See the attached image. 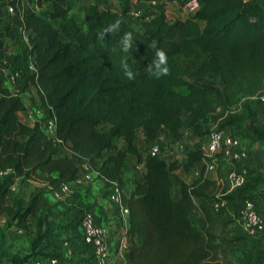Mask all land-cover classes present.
<instances>
[{
	"label": "trees",
	"instance_id": "obj_1",
	"mask_svg": "<svg viewBox=\"0 0 264 264\" xmlns=\"http://www.w3.org/2000/svg\"><path fill=\"white\" fill-rule=\"evenodd\" d=\"M138 1L149 5L142 31L126 13L108 9L109 0H92L89 6L84 0H37L46 11L17 7L1 25L0 51L15 38V27L30 31L27 58L33 59L36 73H25L18 91L0 83V170L10 172L0 178V217H6L0 224V253H6L13 226L27 229L32 219L40 231L51 224L55 205L47 195L75 182L82 167L89 166L98 173L101 198L117 186L129 208L125 236L131 264H233L221 253L218 233L231 221L223 220L224 210L217 212L213 202L229 201L238 216V202L249 198L218 196L216 181L204 170L192 183H180V196L174 198L172 174L188 172L205 159L203 147L189 151L184 163L153 156L151 148L163 131L181 143L185 115L200 140L216 127L246 128L248 138L264 142V124L255 123L257 110L250 99L264 90V0ZM174 3L181 8L195 3L198 9L194 17L169 21L168 7ZM76 12L83 13L84 25ZM116 19L119 31L99 40L98 31ZM127 31L136 42L125 53L119 41ZM157 48L167 53L170 69L159 79L146 69ZM122 60L135 73L134 80L124 75ZM32 87L38 107L56 118L55 136L40 123L30 126L18 117L27 110L23 94ZM179 87L187 93L177 91ZM139 134L144 149L138 145ZM130 158L144 167L142 179H126ZM19 178L36 183L25 207L7 203L10 186ZM195 206L205 222L202 227L192 219ZM117 227L121 229V221ZM251 239L264 241L239 237ZM75 256L38 249L9 262L31 264L35 259L43 264L57 258L77 264Z\"/></svg>",
	"mask_w": 264,
	"mask_h": 264
},
{
	"label": "rangeland",
	"instance_id": "obj_2",
	"mask_svg": "<svg viewBox=\"0 0 264 264\" xmlns=\"http://www.w3.org/2000/svg\"><path fill=\"white\" fill-rule=\"evenodd\" d=\"M116 0H109L107 7L108 9H114L116 8ZM84 4L86 6H89L92 4V0H84ZM140 9L141 14L138 19H131V24L134 26V28L138 31H142V26L141 22L144 19L145 13L149 9V5L147 4H141L133 8L134 9ZM130 8H126V14L128 17L130 16V12L132 11ZM78 17L80 18L82 24L84 25V15L81 12H76ZM195 15V9L194 7L189 4L188 6L181 8L178 4L174 3L169 5L168 11H167V18L169 21H173L175 19H184L188 17H194ZM57 25V23L55 24ZM204 26V24H202ZM7 47L9 51H12V53L15 54V61H13V65H21L22 67H25L28 63V58H27V49H26V44H24L22 38L20 37V33L15 35L14 39H9L7 40ZM4 53V52H3ZM4 56V54H2ZM5 56L2 57L0 60V64H3ZM10 62V61H9ZM12 63V62H10ZM9 63V64H10ZM34 88V87H32ZM35 89V88H34ZM32 90L29 92L30 94L32 93ZM180 93H187V89L184 87H179L176 89ZM36 92V90H35ZM26 95V100L28 105L31 106L33 110L37 109L39 106L37 97H34L31 95ZM33 100V101H32ZM33 102V104H31ZM253 105L257 110V116L255 118V123L258 125L264 124V104L253 100ZM31 110V113L33 112ZM35 119V118H34ZM33 118L31 121L34 120ZM216 127L211 128V132L215 130ZM101 131H106L107 126H101L100 127ZM184 132L186 135V145H183V149H181V145H176L175 142L173 141H167L162 145V150L161 153L162 155L167 154L168 152L172 153L169 155H174L173 157L175 158L176 161H186L187 157V152L190 148L197 149L198 147H205L206 143L208 141V137L200 140L198 139L193 133L191 132V127H190V118L188 115L184 116ZM228 133L232 134L233 136L237 137L243 144V146L247 147L249 150V159L245 163H243L247 169L250 172L249 176V182L248 184L242 189V193L246 195L249 199H252L253 201L258 204L259 209L263 210L264 209V159L258 160L254 159L253 155L251 154V148H249L251 142L253 141L252 139L248 138L247 136V131L246 128H240V129H231L227 130ZM121 145V143H120ZM138 145L140 146L141 149H144L145 145L143 143V138L139 134L138 136ZM187 146V147H186ZM66 152V151H65ZM253 162V164H252ZM242 164H239L241 166ZM183 173V172H182ZM185 173V172H184ZM139 175H141V170L137 168L136 161L134 158L129 159V169L126 173V179L129 181L133 178H138ZM182 175V174H181ZM181 175H177L175 173L172 174V179L174 181V184L176 187H178L182 181ZM36 183L34 182H29V183H23L21 178L16 179L14 181V188L10 189L7 195V203L13 206H18V207H25L28 199H29V194L32 189V187ZM93 183H86L84 185L75 187L73 189V192L67 195H63L60 198H56L54 196L49 195L52 203L55 205L54 207V212L52 216L53 222L51 224L45 225L42 230H38L35 222L32 221V219L29 220L28 223V228L27 229H21L17 226H13L11 229L8 230V245H7V250L6 253L2 254L0 253V264H11L9 262V258L14 256V255H19L21 257L32 254L34 252H37L39 250H44L47 253H57L60 250H62L65 244V242H68L70 245V248L74 251L76 254L77 264H83L84 263H89V259L87 256L86 260L81 259L83 257L82 253L80 254V249L78 248L79 245V236L78 232L76 229V221L78 220L79 217L83 214L85 210H95L97 206V200H99V196L96 198V201L94 200L93 202L89 203L87 206H81L80 203L76 201L68 202L70 197L74 194H76L77 189L79 188H84L91 189ZM175 187L173 189V197L176 198V192H175ZM100 194V197H102L101 192L98 193ZM239 205V204H238ZM241 205V204H240ZM240 205L235 207L236 210L239 212L240 210ZM97 212V211H96ZM192 219L194 223L198 227L204 226L205 222L203 221V218L200 217L199 212L197 211L196 206L194 207L193 213H192ZM6 220V217H0V224H4ZM103 218H100L99 216V222H102ZM236 228H232L234 234L231 236L232 238H235L239 235H244L242 229L239 226V223L237 221ZM74 230V233L71 231ZM72 233V234H71ZM223 235H226V232H222ZM230 233V232H229ZM229 233L227 236L223 239H226L229 237ZM117 235L119 237H117ZM116 237V242L117 238L118 241L120 242V237H122V234H117ZM228 239V238H227ZM252 241H256L255 244H248V243H243L240 245H235L234 248H230L228 246H225L222 250V253L224 256L228 259H231L232 261L235 259L236 264H258L264 262V246L260 239H251ZM227 240H224L223 245H225ZM261 241V242H260ZM34 247H37V250H34ZM117 252H115V257L116 261L121 254V252L117 247L115 248ZM125 251V250H124ZM128 251V250H127ZM231 252V253H230ZM232 255V258H229V255ZM82 255V256H81ZM31 264H36L37 261L35 259H32ZM90 264V263H89Z\"/></svg>",
	"mask_w": 264,
	"mask_h": 264
},
{
	"label": "built area",
	"instance_id": "obj_3",
	"mask_svg": "<svg viewBox=\"0 0 264 264\" xmlns=\"http://www.w3.org/2000/svg\"><path fill=\"white\" fill-rule=\"evenodd\" d=\"M36 1L37 0H0V27L8 18L10 19L15 15L17 7H21L23 10L32 9L36 12L46 11V8L39 7ZM140 14V9H134L130 12V18L138 19ZM19 33L29 53L31 33L23 28H19ZM0 52H4L3 54L8 61L0 64V83L5 86L11 84L13 90L18 91L21 87L20 83L23 81V75L25 73L31 75L36 73L35 63L30 56L25 67L21 65L14 66L13 61H15L16 57L12 51L8 50L7 43ZM250 99L264 104V90L250 97ZM30 117L31 119L35 118L33 120V125L38 122L47 134L55 136L57 124L54 116L47 117L43 109L37 107V109L31 113ZM164 133L165 131L159 134L158 142L151 148V154L153 156L161 154V144L166 142ZM181 149H183L182 146ZM203 150L205 159H212L216 163L223 162L231 167L226 178L220 180L222 184L228 187L230 192L240 190L248 184L250 172L243 163L248 161L250 157L249 150L247 147L243 146L242 142L237 137L228 133L227 130L219 131L215 129L209 135ZM239 164L242 165L239 166ZM9 173V171L0 170V178L8 176ZM97 178V172L92 170L89 166H83L75 182L61 184L57 189L52 191V195L56 198H60L63 195L72 193L75 187L86 183H96ZM13 184L10 186V189L14 188ZM101 201L108 205L112 212H116L117 214L115 216L112 214L111 219H108L107 222H99V216L96 210H85L76 221V229L80 238L78 247L81 253L90 259V264H114L116 262L115 252H117V250L115 248L117 244L120 251H127L129 248L128 238L125 234H122L123 236L120 237V242L118 238L116 242L114 236L116 237L122 230L126 231L129 224L128 219L130 211L129 208L123 204L121 192L117 186L107 198H101ZM229 204L230 202L224 199L215 200L213 202L217 212L228 209ZM236 220L244 234L251 238L264 239V210H260L255 201L252 199H243ZM118 221L122 223L121 229L117 227ZM71 232L74 233V230ZM64 246L65 247L61 250L63 256L72 258L74 251L70 248L69 243L65 242ZM43 264L67 263L53 258ZM258 264H264V262Z\"/></svg>",
	"mask_w": 264,
	"mask_h": 264
},
{
	"label": "crops",
	"instance_id": "obj_4",
	"mask_svg": "<svg viewBox=\"0 0 264 264\" xmlns=\"http://www.w3.org/2000/svg\"><path fill=\"white\" fill-rule=\"evenodd\" d=\"M116 1H117L116 4H115L116 8L111 9V11H117V12H120V13H123V12L126 13V8H130L132 10L133 8H135L137 6V4L138 5L143 4V3H140L138 0H116ZM191 5L194 7L195 13H196V11L198 9V6L195 3H192ZM7 20H10V19L8 18ZM18 31H19V29L17 27H15L14 28V34L16 35L18 33ZM2 54L3 53L0 52V59L2 57H4ZM0 62H1V60H0ZM6 62H8V61L6 60V58H4L3 63H6ZM6 88L9 89L10 91H13V86L11 84H8L6 86ZM31 89H33L32 90L33 94L29 93L31 91ZM35 90L36 89H34V88H30L29 90H27L23 94V98H24L27 110L24 111V112L18 113V117H19L20 121L22 123L30 125V126H33V121H31V117L30 116H31V110H33L34 108L32 109L31 106L28 105L27 100H26V95L30 94L31 97L32 96L37 97V100H38L37 90H36V92H35ZM31 104H33V102ZM164 135H165V138H166V142L167 141H173V142L176 143V145H181L182 147H183V145L184 146L186 145V141H187L186 140V135H185V139L181 143L175 141L174 138L172 137V135L169 132H167V131H165ZM141 137H142V135H141ZM163 144L164 143L161 144V150H162V145ZM249 148H251V154L253 155L254 159H257V161L261 160V159H264V142H257L255 140H253L251 142ZM191 150H194V148H190L188 150V152L191 151ZM169 154H172V153L168 152L165 155L164 154L162 155V153H161L160 155H161L162 159H164L167 162L176 161L175 158L173 157L174 155L171 156ZM185 158L187 160V157H185ZM180 162L184 163L186 161L183 162L181 160ZM252 164H253V162H252ZM137 168H139L141 170V175H139L138 178L142 179V174L144 172V167L143 166H137ZM230 169H231V167L229 165L223 163V162L216 163L212 159H203L201 162L196 163L195 166L188 172H185L183 169H179V170H177L174 173L177 174V175L178 174L179 175L182 174L181 175L182 176L181 177V179H182L181 183L185 182L187 184H190L199 176L201 171L204 170L206 177L216 181L217 186H216L215 192H216V194L218 196L230 195L232 197H235L237 199H241L242 200L246 196L245 194L242 193V189L230 192L228 187H226L224 184H222L220 182V180L222 178H226V176H227L228 172L230 171ZM174 187H175V190H176L175 191L176 192V199H178L179 196H180V185L178 187H176V185L174 184ZM98 193H100V185H99V183H94L92 185L91 189H89V187L87 189H84V188L77 189L76 194H74L72 196H69L70 199H69L68 202H72V201H76L77 200L80 203V205L84 207V206L89 205V203L93 202L94 200L96 201V198L99 196V200H97V206L94 209L97 211L98 216H100V218H103V222H107L108 219H110L111 216H112V210H111V208L108 205L104 204L101 201L100 194H98ZM49 195H51V196H53V195L52 194H48L47 195V198L51 201ZM199 201L200 200L196 199L195 203L198 204ZM238 204L240 205L241 201L238 202ZM263 204H264V202H263ZM257 206H258V204H257ZM258 208H259V206H258ZM197 211L199 212L198 209H197ZM199 214H200V217H202L200 212H199ZM222 218L225 221H231V224L226 226L224 229L218 231V233L222 236V239H221V244H222L221 253H222V250H223V248L225 246H228L230 248H234L235 245H240V244H243V243L244 244L248 243V244H252V245L255 244V242H256L255 240L254 241H252V240H239V237L244 236V235H239V236H237L235 238L231 237L234 234L233 232H231V231H233L232 228H236L235 225L237 223V220H236V216L232 213L230 208L225 209L223 211V217ZM223 231L226 232V235H223V233H222ZM125 232L126 231L122 230L120 232V234H125ZM228 233H229V235H228L229 237H227L228 239L227 238L223 239V237L225 238ZM224 240H227L225 245H223V243H224L223 241ZM262 244L264 246V243H262ZM222 255L224 256L223 253H222ZM82 258L86 259V257H84V256ZM229 258H232L231 254L229 255ZM226 259H228V258H226ZM228 260L231 261L233 264H236V260L235 259L233 261L231 259H228ZM83 264H85V263H83ZM114 264H131L130 261H129V258H128V251L121 252V254L119 255L117 261Z\"/></svg>",
	"mask_w": 264,
	"mask_h": 264
},
{
	"label": "clouds",
	"instance_id": "obj_5",
	"mask_svg": "<svg viewBox=\"0 0 264 264\" xmlns=\"http://www.w3.org/2000/svg\"><path fill=\"white\" fill-rule=\"evenodd\" d=\"M120 25H121V21L119 19H116L114 22L109 23L107 26L99 30L97 33V38L99 40H104L106 34L109 33L112 34L119 31ZM134 42H136L134 38V33L132 31L124 32L119 41L121 50L125 53L129 52V50L133 47ZM121 67L124 70V75L129 80L135 79V73L133 72V70L131 69L130 65L127 63L126 60H122ZM146 69L152 76H154L157 79L169 74L170 69L168 66V57L164 49L162 48L156 49L155 56L150 61Z\"/></svg>",
	"mask_w": 264,
	"mask_h": 264
}]
</instances>
